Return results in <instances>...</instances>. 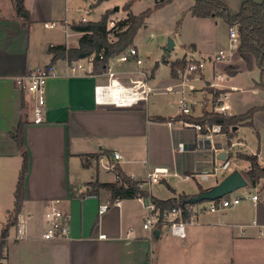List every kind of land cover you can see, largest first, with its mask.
<instances>
[{"label":"crops","instance_id":"1","mask_svg":"<svg viewBox=\"0 0 264 264\" xmlns=\"http://www.w3.org/2000/svg\"><path fill=\"white\" fill-rule=\"evenodd\" d=\"M71 1L74 0H24L26 21L22 27L14 28L10 22L12 14L18 13L15 0H0V232L13 208L23 160L12 136L21 120H26L24 140L29 154L25 202L16 225L9 230L2 264H264V181L252 185L253 194L259 196L257 202L249 199L246 206L241 207L243 202L233 206L236 210L230 216V208L202 213L186 223L185 237L174 235L166 224L157 228L155 235L144 228L148 200L132 197L114 201L109 191L91 193L88 185L96 180L116 181V167L143 181L148 171L165 167L167 174L158 182L144 183V188L156 198L168 199L180 194L193 196L202 191L200 186L205 189L219 182L232 168L217 167V162L225 158L231 166L236 158V169L245 174L249 162L231 155L236 146L237 151L245 152L243 138L231 140V144L226 133L218 132L202 140L185 120L170 119L183 114L182 97L190 105L195 103L189 115L199 117L212 111L216 90L226 93L230 114H242L263 104L231 111L237 104L229 97L237 88L230 78L244 69V62L238 52L228 61L214 60L218 50L229 45L230 26L223 19L193 16L190 7L195 0H190L184 13L194 17L199 29L204 28L205 39L178 41L173 37L175 45L170 55L163 49L166 57H155L153 63L143 59L135 39L130 46L137 48L141 64L134 58L121 61L113 56L103 70L68 74L67 60L58 59L54 62L56 76L47 82L45 119L34 123L33 96L19 85L17 76L51 63V45L78 44L82 33L75 31L71 25L76 22L67 18ZM222 1L237 13L244 0ZM109 2L90 0L89 6L98 9L100 19L107 10L119 9V5L112 7ZM147 19L143 26H147ZM51 21L65 26L45 27L44 23ZM47 29H51L48 34ZM176 47L182 54L175 60L202 59L206 61L205 68L173 75L172 51ZM166 66L170 70L163 74ZM109 67L124 86L139 83L137 88L145 90L146 97L132 104L117 103L110 93L98 99L96 86L108 82ZM197 105L201 106L200 112L196 111ZM253 121L260 138L264 137V110L256 111ZM115 151L120 158H115ZM250 154H257L264 166L261 149L251 150ZM204 172H208L206 178H202ZM177 177L191 181L188 191L174 185L171 180ZM158 183L166 185L165 192L153 187ZM55 199L69 215L68 238L43 237L48 205ZM101 204L109 205L103 213L99 212ZM250 210L252 221L243 219ZM237 226L244 228L237 230Z\"/></svg>","mask_w":264,"mask_h":264},{"label":"trees","instance_id":"2","mask_svg":"<svg viewBox=\"0 0 264 264\" xmlns=\"http://www.w3.org/2000/svg\"><path fill=\"white\" fill-rule=\"evenodd\" d=\"M134 1L135 0H128L124 7L130 10ZM15 3L18 13H26L27 15L28 10L25 7L24 0H15ZM108 11L109 10L97 21L73 23L71 27L75 31L82 33L78 39V44L74 46H67L66 44L51 45L49 48V52L52 53L50 64H53L58 59H67L69 62H72L95 53V70L100 71L105 69L111 57L120 54L128 46L133 44L139 29L150 16L152 9L148 8L139 14L129 12L126 17L119 19L111 28L108 27ZM190 12L195 17L223 19L229 26L236 25L239 33L238 53L243 59V68L252 69L258 67L261 72H264V0H244L241 9L237 13H233L227 3L222 0H195L194 4L190 7ZM111 35L115 36L114 40L110 38ZM100 52H103L104 55L102 59L99 58ZM189 61L190 60L184 58L172 61V74L177 75L178 69H185ZM259 84L264 87L263 82ZM221 91L222 90H216L215 96ZM258 110H264V102L260 106L251 107L242 114L205 111L204 114L199 117L189 114H180L170 119H183L197 122L202 124L204 129L208 125L215 123L220 124L222 132L228 135L229 143L232 144L231 140L236 132L235 126L241 124L254 126V114ZM25 124L26 120H21L12 133L13 138L22 152L23 160L14 192L13 208L9 213L7 224L0 232V264H2V260L5 257L9 230L12 226L16 225L25 202V178L29 170V154L25 148L24 140ZM231 155L249 162V167L244 175L251 185H256L258 182L264 181V166L260 164L257 154L237 151L235 154ZM116 173L118 178L114 182H101L98 180L89 182L88 185L91 187L90 192L97 193L100 189H105L109 191L111 199L114 201L132 197H141L145 200H151L155 203L161 217L165 210L181 207L185 211L186 206L189 204L186 202L190 197L188 194H180L168 199H159L151 195V193L144 188L143 180L133 179L118 167H116ZM200 190H203L202 186H200ZM184 218H188L186 212H184ZM161 219L156 225L157 228H160L162 225Z\"/></svg>","mask_w":264,"mask_h":264},{"label":"built area","instance_id":"3","mask_svg":"<svg viewBox=\"0 0 264 264\" xmlns=\"http://www.w3.org/2000/svg\"><path fill=\"white\" fill-rule=\"evenodd\" d=\"M82 21H87V17H83ZM114 23V22H113ZM45 27L47 28H57L64 27L65 24L51 21L45 22ZM229 45L227 48H222L218 50V52L214 56V60L216 62H224L228 61L234 57V55L238 52L239 47V33L238 27L236 25L230 26L229 28ZM104 57L103 52H100L99 58L102 59ZM121 61H129L132 58L136 59V61L141 64L143 60L138 57V50L134 46L127 47L120 54L115 55ZM67 60V59H66ZM96 61V54L92 53L84 58L74 60L69 62L67 60V73L73 74L76 72H86L91 73L94 70V64ZM84 62H87L88 66L85 65ZM206 66V61L202 59H191L185 69H178L177 72L182 75H187L189 73H193L199 70L204 69ZM109 69V80L104 85L96 86V94L97 98H105L109 93L112 94V97L117 103L122 104H132L134 101H137L139 98L146 97V94H143V91L138 87L139 83H136L134 86H124L121 84L113 75L112 70ZM56 76L55 66L53 64L40 65L28 72L20 74L17 76V81L19 85L28 91L33 96V122L34 123H42L45 119V107H46V93H47V82L50 77ZM218 77H222L219 75ZM214 85H217L214 82ZM120 90L122 93V97L115 98L114 92L115 90ZM131 96V97H129ZM226 93L220 92L218 95H214L215 104H213V110L215 112H223L229 113V104L225 102ZM195 105L194 102L191 105L188 103L185 97L180 99L181 112L183 114H191L192 108L191 106ZM185 124L188 126H192L197 131V136L199 139H211L215 133L222 132V127L220 124H212L206 126L204 129L202 124L197 122H191L185 120ZM115 158H120L121 154L118 151L114 152ZM217 167H222L224 169H228L231 167V161L227 158L219 160L217 162ZM168 169L165 167H155L152 170L148 171L146 180L144 183L150 184L152 182H158L161 180L162 176L167 174ZM208 172L202 173V178H206ZM188 177V176H187ZM250 199L253 202L258 201V194L248 195L246 197L239 195H232V193L217 198L214 200H204L198 203H189L185 211L181 207H174L170 210H165L162 213V217L160 216L159 210L156 208L155 203L151 200L147 201V209L148 214L143 222L144 228L151 231L154 234L157 229L156 225L158 221L161 219L162 224H166L170 227L171 232L174 235L179 237L186 236L185 225L188 221H195L198 218V215L206 212H217L221 211L233 206L240 204L243 199ZM109 207L108 204H101L99 212L103 213ZM184 212L188 214V218H184ZM47 218V226L44 230L43 237L50 238H68L70 235V227H69V215L66 214L60 207V200L55 199L50 201L48 205V210L46 212Z\"/></svg>","mask_w":264,"mask_h":264},{"label":"rangeland","instance_id":"4","mask_svg":"<svg viewBox=\"0 0 264 264\" xmlns=\"http://www.w3.org/2000/svg\"><path fill=\"white\" fill-rule=\"evenodd\" d=\"M4 1L8 2L9 0ZM127 1L128 0H111V2H109V5H112V7L119 5V9H109L108 27H113L119 19H122L123 16H126L129 12L139 14L144 10L151 8L152 11L147 19V26H143L135 38V41L139 46L141 56L144 60H149L150 63H153L155 57L162 58V56H165L162 47L168 43L169 36L177 37L176 39H178V41H187L194 38L205 39L206 33L204 28L201 27L199 29L198 25L194 21V17H187L184 13L183 9H185V6L190 0H161L159 3H156V0H135L130 10H127L124 7ZM89 4L90 0L71 1L67 5L68 20L79 23L83 16L87 17V20L99 19L98 9H91ZM99 11H101V9H99ZM49 30H45L47 34L50 33ZM110 38L114 40L115 36L111 35ZM69 46H74V43L70 42ZM181 54V49L176 47L172 51V59L175 60L177 57H181ZM169 70L170 67L166 66L162 73H167ZM230 82H232V84H234L237 88L235 95L229 97L230 102L234 101L237 104V108L233 107L231 111H235V109L240 111L241 109H246L252 105L263 103L264 87L259 83H264V72H261L258 67H254L252 69H242L238 71L236 74H234V76H231ZM197 96L200 97L201 94L199 93ZM200 108L201 106L197 105L196 111L200 112ZM173 111H177L176 105H174ZM238 137L244 139L245 146L243 149L245 153H251V150L258 152L261 149L262 153L264 154V137L262 136V138H260L255 126L245 124L239 125L238 129H236L235 136L232 138V141H236ZM226 139H228L227 136ZM238 148L239 146L232 148V151L234 152L233 154L237 152ZM236 162V158L233 159V164L230 171L239 168ZM171 181L176 183L174 185L178 186L179 188L183 187L187 191L191 182L183 181L179 177L173 178ZM154 186H158L164 192L167 188L163 183L154 184L153 187ZM262 190L264 191L263 188ZM253 192L254 190L252 185H249L235 190L232 192V195L246 197L248 195H252ZM242 202L243 203L241 207L249 204L250 200L244 198ZM235 210L236 208L230 207V209L227 210L228 216H230V214H232V212ZM247 218H252L251 210L250 212L248 211L244 214L243 219ZM250 221H252V219ZM242 228L244 227L237 226V230ZM246 243L249 244L250 242L246 241ZM248 263L246 262V264Z\"/></svg>","mask_w":264,"mask_h":264},{"label":"water","instance_id":"5","mask_svg":"<svg viewBox=\"0 0 264 264\" xmlns=\"http://www.w3.org/2000/svg\"><path fill=\"white\" fill-rule=\"evenodd\" d=\"M158 1V0H156ZM26 21V13L18 14L14 12L12 14V20L10 26L14 28H20ZM175 45L173 37L168 38V43L164 46V51L170 55V50ZM236 127V126H235ZM249 185V181L246 176L238 169H234L226 174L219 182L209 188H205L198 194L190 196L187 203H198L204 200H214L224 197L239 188H243ZM158 233V231H156Z\"/></svg>","mask_w":264,"mask_h":264},{"label":"bare ground","instance_id":"6","mask_svg":"<svg viewBox=\"0 0 264 264\" xmlns=\"http://www.w3.org/2000/svg\"><path fill=\"white\" fill-rule=\"evenodd\" d=\"M114 94H115L114 97L116 99L122 97V93H121V91L119 89L115 90ZM129 97H131V96H129Z\"/></svg>","mask_w":264,"mask_h":264}]
</instances>
